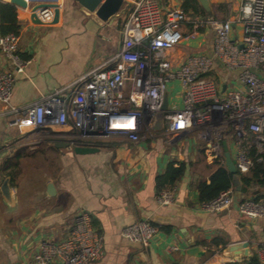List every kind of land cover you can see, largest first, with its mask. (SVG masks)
<instances>
[{"label": "crops", "instance_id": "obj_1", "mask_svg": "<svg viewBox=\"0 0 264 264\" xmlns=\"http://www.w3.org/2000/svg\"><path fill=\"white\" fill-rule=\"evenodd\" d=\"M182 2L161 0L166 10H183ZM59 4L58 22L46 25L31 20L32 4L17 7L24 18L19 55L30 63L25 73L17 74L14 105L67 85L117 51L132 0H125L108 21L76 0H59ZM211 51V40L200 37L185 39L172 55L180 61L192 52ZM7 67L0 53V70ZM221 71L223 79L236 75ZM168 101L171 108L181 104L179 89L168 93ZM61 131L66 134L58 135L59 130L51 128L32 130L25 120L15 124L13 116L0 118V264H27L43 241L67 239L82 213L89 214L106 248L103 259L90 264H226L245 258L225 251L231 243L247 241L257 255L264 246V215L250 217L236 205L215 214L198 210V185L217 168L205 140L199 139V129L173 142L162 130L152 128L142 132L137 142L124 136L78 139L77 144L99 148L88 154H76L71 147V134L77 131L73 122ZM173 161L185 162L186 172L173 187V202L161 206L156 200V178ZM7 177L13 205L1 192ZM50 183L54 194L48 192ZM257 193L263 195L264 186L252 184L244 198ZM142 219L159 227L149 247L122 236L126 226ZM162 226L171 227V232L162 231ZM192 245L200 246L204 255H189L186 251Z\"/></svg>", "mask_w": 264, "mask_h": 264}, {"label": "built area", "instance_id": "obj_2", "mask_svg": "<svg viewBox=\"0 0 264 264\" xmlns=\"http://www.w3.org/2000/svg\"><path fill=\"white\" fill-rule=\"evenodd\" d=\"M36 13L44 25L50 24L55 8ZM200 37L211 40L210 53L192 52L175 60L177 46ZM20 41L21 30L0 35V53L9 66L0 70V118L13 116L15 124L25 120L32 130L57 129L58 135L66 134L61 130L71 121L77 127L72 141L90 134L137 142L151 129L165 96L177 88L181 104L163 111L168 142L197 128L213 159L224 160L222 143L227 142L239 175L251 174L257 162L264 164V0H237L228 19L166 10L161 0H132L117 51L67 85L14 105L17 74L30 63L19 55ZM222 68L236 75L223 79ZM174 191H159L158 204L170 205ZM235 192L230 187L197 208L215 214L236 205L250 217L264 215L263 198L237 203ZM158 233L156 224L142 219L126 226L122 236L149 247ZM105 254L103 237L89 214L82 213L67 239L43 241L27 264H90ZM258 256L264 261V246Z\"/></svg>", "mask_w": 264, "mask_h": 264}, {"label": "trees", "instance_id": "obj_3", "mask_svg": "<svg viewBox=\"0 0 264 264\" xmlns=\"http://www.w3.org/2000/svg\"><path fill=\"white\" fill-rule=\"evenodd\" d=\"M182 8L187 13L194 12L206 17L218 19H220V16H218L220 11L223 13L221 19L229 18V10L226 4L212 6V10L207 12L203 9L198 0H183ZM23 22L24 18L19 13L16 5L10 2L0 1V35L12 32L19 33ZM215 163L217 164V168L210 175V178L201 181L198 185L200 202L210 201L216 198L222 191L234 187L233 175L227 170L224 160L222 161L217 158ZM7 164V162L3 163V167H7ZM186 168L185 162H171L167 170L156 178V187L158 191L173 188L177 180L185 174ZM240 177L248 187L252 184H257L259 187L264 186V164L259 162L255 163L251 175H240ZM251 198L255 200L264 199V194L261 195L257 193ZM160 229L166 233L171 232V227L168 226H162ZM226 264H264V261L257 254H253L252 257L229 261Z\"/></svg>", "mask_w": 264, "mask_h": 264}, {"label": "water", "instance_id": "obj_4", "mask_svg": "<svg viewBox=\"0 0 264 264\" xmlns=\"http://www.w3.org/2000/svg\"><path fill=\"white\" fill-rule=\"evenodd\" d=\"M58 0H8L11 4L16 5L20 8H27L29 4L31 6V20L36 24H44L37 16V11L39 9H45L49 7L55 8V17L52 23L58 22L60 16V5L57 3ZM83 7L88 9L91 12H95L100 19L103 21H108L113 16L117 14L120 10L121 6L124 4L125 0H76ZM203 9L207 12L211 11V4L209 0H198ZM30 2V3H29ZM168 96L166 95L161 107V112H159L155 119L151 122V128L153 130H162L164 128V119H163V111L168 110ZM95 135H87L85 137H90ZM63 146H69L67 143L62 144ZM223 151H224V163L227 170L233 175V183L235 187V201L238 203L244 199V196L248 193V187L242 181L238 173V169L235 163V160L232 157L230 149L227 145L226 141H223ZM71 147L76 154H88L93 153L99 150V148L94 146H85L77 144V139H74L71 143ZM1 192L4 200L10 204H14V200L11 194L10 187V178L7 177L1 186ZM48 192L50 194H54L55 187L53 183L48 185ZM227 253L231 256H243L245 258H249L253 256V253L250 251L249 243L247 241H238L235 243H231L225 249ZM189 255L195 257H201L204 255V251L200 246H190L187 251Z\"/></svg>", "mask_w": 264, "mask_h": 264}, {"label": "rangeland", "instance_id": "obj_5", "mask_svg": "<svg viewBox=\"0 0 264 264\" xmlns=\"http://www.w3.org/2000/svg\"><path fill=\"white\" fill-rule=\"evenodd\" d=\"M209 2L211 4H213V6H218V5H224V4H226V7L229 10V15H228L229 17L231 15V10H236V8H237V0H209ZM218 14H219L218 16H220V19H221L222 18L221 15H223V13L219 11ZM199 139L202 140L201 143H204V139L203 138L200 137ZM208 151H210V149H208ZM3 211H5V209Z\"/></svg>", "mask_w": 264, "mask_h": 264}]
</instances>
